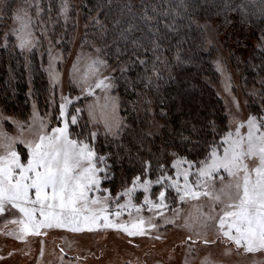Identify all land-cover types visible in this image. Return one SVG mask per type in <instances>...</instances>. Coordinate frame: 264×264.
<instances>
[{
  "label": "snow or ice",
  "instance_id": "obj_1",
  "mask_svg": "<svg viewBox=\"0 0 264 264\" xmlns=\"http://www.w3.org/2000/svg\"><path fill=\"white\" fill-rule=\"evenodd\" d=\"M229 7L225 0L224 8ZM5 9H10L7 0H0V11ZM31 9H35L34 15ZM10 10L15 26L4 34V47H7L9 36H14L16 47L22 52H31L38 42L35 34L37 22L41 25L46 23L40 19L44 15V7L40 0H25L22 7ZM51 10L49 4L48 12ZM68 12L67 0H62L58 15L64 16L65 23ZM261 14L264 15V8ZM41 31L47 34L46 27H42ZM57 42L62 43L63 40ZM151 42L153 49L158 50L160 45L157 40ZM94 52V56L88 57L83 72L78 63L80 56H77L70 75L82 85V94L95 95V89L107 94L116 87L115 77L103 74V70L108 68L103 50L94 48ZM52 60L50 51L47 71L50 80L55 83L57 73ZM217 64L219 66V62ZM123 71L125 69L121 68ZM61 99L63 103L59 105L57 119H63L62 127L46 132L41 119L37 138L28 141L0 130V214L14 215V209L21 214L20 218L12 221L19 225L17 239L23 240L30 232L41 234L40 230L47 228H69L73 232L115 228L123 229L129 236L144 235L145 220L139 216L140 211L147 207L164 218L163 211L170 207L166 193L174 189L181 203L201 198L211 201L209 212L201 211L200 217L193 223L186 219V227L191 229L197 224L206 227L208 222H213L217 233L233 242L237 248L243 246L245 252L249 253L264 250V115L249 114L246 120L236 121L234 130L230 126L219 141L213 139L210 142V151L204 159L190 160L173 152L170 165L167 159L161 162L157 158L155 168L150 160L142 161V170L133 177L131 186L116 192L114 197L111 189L102 187L103 182L109 179L108 156L98 155L86 140L71 138L67 118V106L71 101L65 97ZM75 99L79 100V97ZM116 99L106 95L103 105H88L89 119L94 123L102 121L106 135L115 136L122 128V119L115 116ZM236 104L239 107L238 102ZM81 111L80 108L75 109L76 113ZM261 112H264V108H261ZM35 116L34 110L33 123ZM8 121L23 130L22 122L0 115V122ZM77 123L78 116L72 115L71 124ZM212 124L215 133L214 122ZM245 127L246 131H242ZM96 135L90 132L87 139H95ZM18 140L23 145L21 150L15 146ZM182 142L192 144L189 152L195 151L202 143L200 140L191 141L190 137H182ZM250 160L255 164L250 165ZM170 169L174 170V174H169ZM154 170L159 175L152 180L149 176ZM222 173L227 174V182ZM217 178L220 183L218 189ZM153 184L159 185L158 193L151 191ZM138 189L143 190L142 204L133 203ZM152 196H156V199L153 200ZM120 199H125V203L121 204ZM112 204H115V211ZM217 204L221 205L219 213H216ZM130 207L135 208L137 213V219L131 225L112 219L113 216H121ZM147 227L156 228L157 225L149 218ZM203 242L214 243L207 239Z\"/></svg>",
  "mask_w": 264,
  "mask_h": 264
},
{
  "label": "rangeland",
  "instance_id": "obj_2",
  "mask_svg": "<svg viewBox=\"0 0 264 264\" xmlns=\"http://www.w3.org/2000/svg\"><path fill=\"white\" fill-rule=\"evenodd\" d=\"M53 1L40 0L44 7V15L40 19L46 23L41 25L37 22L35 34L38 42L36 47L31 52H22L16 47L22 55L21 66L26 78L28 96L26 111H14L9 106L3 107L0 103V115L22 122L23 130L21 131L16 124L10 121L0 122V130L9 136H20L23 140L28 141L37 138L41 119L46 132L50 133L52 128L62 127L63 119L57 118L59 117V105L63 103L61 97H65L71 101L67 106L71 138L84 140L82 137H78V133L74 129L84 124L85 127H81L84 130L99 131L106 135L103 122L94 123L89 119L88 112L90 104L103 105L106 95L117 98L115 116L122 119L123 128L121 101L116 88L107 94L100 89H95V95L82 94V85L74 81L70 75L77 56H80L78 63L81 72H83L88 57L95 55L94 48H101L93 37L94 26L91 25V19L82 13V0H67L69 12L66 23L64 16L58 15L62 0H55V3ZM7 3L9 4L8 0ZM24 4L25 0H17L15 5L9 4V6L10 9H15ZM49 4L52 8L50 13L48 12ZM10 9L0 11V47L5 44L4 34L15 26L11 19L12 11ZM30 11L34 15L35 9ZM233 24L234 22L229 20L227 26H223L217 18L199 22V27L205 34L207 50L212 54L216 78L215 81L210 82V85L224 106L227 120L225 133L230 126L234 130L236 121L246 120L249 114H253L249 111L248 105L251 98L255 97L254 87H247L244 84L242 69L235 64L238 53L241 50L244 51L245 46L242 47L238 44L241 40L238 38L240 34L232 30ZM42 27H46V35L42 33ZM60 39L63 40L62 43L57 42ZM249 40L256 47L262 41L260 39L256 43L252 38H247L245 41ZM8 41H13L15 44V37L9 36ZM50 51L53 57V67L57 73L55 83L50 80L47 71ZM107 62L108 68L103 70V74L115 77L121 68L114 63ZM217 62H219V66ZM35 70L41 73L45 81L44 100L36 95V88L33 84ZM14 74L10 73L9 82L16 80ZM76 97H79V100L75 99ZM234 98L239 107L234 102ZM76 108H80L82 111L76 113ZM34 110L35 123H33ZM72 115L80 117L76 125L71 124ZM82 118H84L83 122ZM30 124L31 128H29ZM152 125L151 130H155L156 133L158 127ZM122 128L115 136L107 135L118 137ZM242 131H246V127ZM15 146L17 150L23 148L19 140ZM93 149L98 155H104L94 147ZM173 158L172 156L168 157L169 165ZM249 163L253 165L255 161L250 160ZM107 164L109 165V179L103 182L102 187L111 189L115 197L116 192L131 186L133 178L119 180V174L114 173L116 168L112 167V163L110 164L108 159ZM169 174H174V170L170 169ZM222 175L227 182L229 179L227 174L222 173ZM157 176L153 174L149 178L155 180ZM110 179H114V181L108 182ZM192 179L194 180L195 177ZM219 187L220 183L217 178L216 188ZM159 190V185L153 184L151 191L158 193ZM166 194L169 195L167 203L170 207L163 211L164 218L155 215L147 207H143L140 211L139 216L145 220L144 235L129 236L123 229L115 228H93L91 231L85 229L81 232H73L69 228H47L41 229V234L30 232L23 240H19L16 238V230L19 225L12 221L20 218L21 214L15 209L13 210L14 215L0 214V264H264V250L249 253L245 252L243 246L237 248L233 242L217 233L216 225L213 222H208L206 227L197 224L190 229L185 226L186 219L189 223H193L197 217H200L201 211L208 213L211 201L201 198L199 200L188 199L187 202L181 203L176 197L174 189H169ZM125 199H120L119 202L123 204ZM152 199L155 200L156 196H152ZM142 202L143 190L138 189L133 203L142 204ZM201 205H203L202 209ZM111 207L115 211V204H112ZM220 208L221 205L217 204L216 213L220 212ZM149 218L152 223L157 225L156 228L147 227ZM112 219L115 222L131 225L137 219L136 209L130 207L123 211L121 216H113ZM166 220L170 222L166 223ZM8 232L12 234L8 235ZM204 239L214 241V243L205 244Z\"/></svg>",
  "mask_w": 264,
  "mask_h": 264
},
{
  "label": "trees",
  "instance_id": "obj_3",
  "mask_svg": "<svg viewBox=\"0 0 264 264\" xmlns=\"http://www.w3.org/2000/svg\"><path fill=\"white\" fill-rule=\"evenodd\" d=\"M8 1L10 5L17 2ZM82 2V13L91 19L93 37L105 58L125 69L115 74L124 126L118 137L95 131V139H87L90 132L81 128L85 124L74 129L82 133L78 137L108 156L119 180L140 174L142 161L150 160L155 168L157 158L163 162L173 152L191 160L204 159L210 151V142L219 141L225 133L226 114L210 85L216 73L200 21L217 18L223 26L229 20L234 22L232 30L241 39L238 44L245 46L235 64L242 69L244 84L255 89L249 111L264 115L261 112L264 108V15L261 14L264 0H226L229 8H224L225 0ZM247 38L256 43L262 41L256 47L251 40L245 41ZM152 40L159 43L158 50L153 49ZM21 62L22 55L13 41H8L7 47H0V103L5 108L25 112L28 96ZM10 73H15L14 82H9ZM33 80L37 97L44 100L45 81L38 70ZM151 125L158 127L156 133ZM182 137L200 140L201 146L189 152L192 144L183 143ZM153 174L159 175L155 170L150 177Z\"/></svg>",
  "mask_w": 264,
  "mask_h": 264
}]
</instances>
